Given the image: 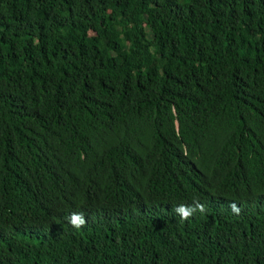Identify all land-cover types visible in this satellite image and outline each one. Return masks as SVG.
Returning <instances> with one entry per match:
<instances>
[{
  "label": "trees",
  "instance_id": "obj_1",
  "mask_svg": "<svg viewBox=\"0 0 264 264\" xmlns=\"http://www.w3.org/2000/svg\"><path fill=\"white\" fill-rule=\"evenodd\" d=\"M0 264H264V0H0Z\"/></svg>",
  "mask_w": 264,
  "mask_h": 264
},
{
  "label": "clouds",
  "instance_id": "obj_2",
  "mask_svg": "<svg viewBox=\"0 0 264 264\" xmlns=\"http://www.w3.org/2000/svg\"><path fill=\"white\" fill-rule=\"evenodd\" d=\"M232 210L236 213H239L240 209L235 205H230ZM173 211L178 214L181 219H189L196 211L204 212V206L198 201H194L193 205L180 204L173 208ZM86 218L83 212H74L69 217V223L76 229L82 228L86 224Z\"/></svg>",
  "mask_w": 264,
  "mask_h": 264
}]
</instances>
